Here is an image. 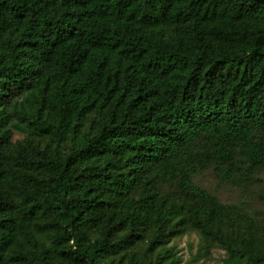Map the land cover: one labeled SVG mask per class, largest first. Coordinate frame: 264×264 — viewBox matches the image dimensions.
Here are the masks:
<instances>
[{"label":"trees","instance_id":"obj_1","mask_svg":"<svg viewBox=\"0 0 264 264\" xmlns=\"http://www.w3.org/2000/svg\"><path fill=\"white\" fill-rule=\"evenodd\" d=\"M207 166L264 168V0H0V264H176L187 231L264 264Z\"/></svg>","mask_w":264,"mask_h":264},{"label":"rangeland","instance_id":"obj_2","mask_svg":"<svg viewBox=\"0 0 264 264\" xmlns=\"http://www.w3.org/2000/svg\"><path fill=\"white\" fill-rule=\"evenodd\" d=\"M22 135L14 134L13 139H21ZM247 171V170H246ZM252 181L239 177V181L225 179L212 166L203 167L193 175V181L213 193L221 202L237 205L255 217L258 224L264 225V168L248 172ZM244 181V185L243 184ZM239 182V183H238ZM162 191L170 189L161 185ZM146 242L136 243L132 249H122L111 253L108 264H142L143 250ZM170 248L176 264H220L224 250L217 244H204L195 231L177 234L164 245ZM198 253V254H197ZM163 249L155 250L151 258L156 263L166 264L170 257L164 258Z\"/></svg>","mask_w":264,"mask_h":264}]
</instances>
